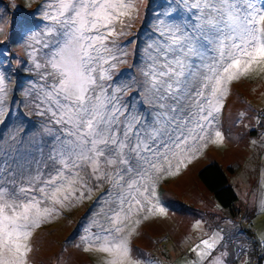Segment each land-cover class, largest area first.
Wrapping results in <instances>:
<instances>
[{
  "label": "snow or ice",
  "instance_id": "1",
  "mask_svg": "<svg viewBox=\"0 0 264 264\" xmlns=\"http://www.w3.org/2000/svg\"><path fill=\"white\" fill-rule=\"evenodd\" d=\"M36 11L43 25L37 30L32 12L11 24L26 34L32 63L42 70L37 75L44 82L26 96L51 123L55 142L50 163L35 173L17 172L6 153L0 156V264H29L32 230L90 195L89 180L108 188L85 228L84 250L102 253L101 264H139L130 245L135 229L126 231V222L141 211L165 214L152 203L156 179L174 174L173 167L178 172L206 146L228 84L264 65V0H174L158 13L159 38L145 48L141 70L152 105L148 115L123 101L130 85L117 82L118 65L127 62L117 40L127 35L139 0H44ZM8 55L0 49V63ZM7 97L0 72V123ZM215 137L221 140V132ZM222 240L216 233L202 240L193 249L194 264H226L227 251L213 255L224 248ZM260 243L264 249V237Z\"/></svg>",
  "mask_w": 264,
  "mask_h": 264
},
{
  "label": "rangeland",
  "instance_id": "2",
  "mask_svg": "<svg viewBox=\"0 0 264 264\" xmlns=\"http://www.w3.org/2000/svg\"><path fill=\"white\" fill-rule=\"evenodd\" d=\"M150 1L139 0V13L130 21V27L126 28L127 35L117 40L118 45L127 52V62L118 65L119 73L122 66L129 67L132 63L137 40H141L140 54L146 60L145 48L159 38L155 30L157 14L165 11L171 0H155L150 12H147ZM13 2L20 7L13 8ZM42 3L44 0H33L28 5L21 0H0V17L4 22L0 41H4V45L9 46L12 52L13 61L9 64L14 63L13 68L20 71L24 70L27 63L34 73L42 70L36 69L32 63L29 56L31 48L26 46V34L23 37L19 35L11 22L38 5L34 9L37 10ZM37 14L35 16L38 18L39 12ZM147 15H150L147 26L151 31L143 32ZM35 24L33 30L43 26L40 20ZM119 27L117 25L118 30ZM16 36L19 39L18 46L9 45L10 38ZM37 59L44 63V57L39 52ZM7 68L0 64V72L4 75V69ZM123 76H119L118 83L126 84ZM6 83L11 84L7 76ZM34 85L36 83L32 80L27 83L22 89L24 96ZM227 87L228 91L222 97L221 111L216 115L210 130L211 135L203 142L206 146L201 147L190 161H185L176 175H165L161 181L164 191L162 197L169 204L159 199L155 188L156 198L152 203L162 206L165 214L141 211L126 222V231L135 229L130 237V245L133 258L139 264H194L199 257L193 249L202 240L210 239L214 233L223 237L221 244L224 248L218 246L213 255L227 251L226 264H244L245 260L248 264H264V259L260 258L264 252L260 243L264 237V206L261 203L264 201V65H254L248 73L241 74ZM25 101L28 108L45 122L44 127L47 130L51 128L47 118L33 110L27 96ZM151 110L148 109V114ZM216 131L221 132L222 139L213 142L216 140ZM213 162L226 171L239 195L237 206L232 212L216 202L198 177L199 170ZM159 200L161 202L157 203ZM91 202L89 198L73 201L70 206L62 208L59 215L37 225L30 238L32 251L28 257L29 264H101L103 254L85 251L86 244L82 240L94 213L82 219L77 233H72L78 218ZM92 230H96L94 226ZM205 264H208L207 260Z\"/></svg>",
  "mask_w": 264,
  "mask_h": 264
},
{
  "label": "trees",
  "instance_id": "3",
  "mask_svg": "<svg viewBox=\"0 0 264 264\" xmlns=\"http://www.w3.org/2000/svg\"><path fill=\"white\" fill-rule=\"evenodd\" d=\"M21 1L28 5L31 4L33 0ZM154 2L155 0H151L149 2L150 6H148L149 9H147V12H150V8L153 6ZM173 2L174 0H171L169 3L171 4ZM34 9L31 10V12L38 15V11ZM150 15H147L143 24V32L150 30L148 29L149 26H147V20ZM38 20L39 19L36 18L35 22ZM18 40V36L10 38L8 44L17 47L19 44L17 42ZM0 49L9 54L7 59L0 64H2L4 68L8 67L4 70L5 75L11 83L10 85H7L8 97L4 105L5 117L3 123H0V145H2L4 149V152H0V156L5 155L6 153L9 163L12 164V167L17 172L20 170L28 171V169H31L32 172L35 173L37 167L43 169L45 165L50 163L48 157L55 141L53 140L52 133L44 127L45 122H42L41 117L34 114L25 104L26 96L22 93V89H25L27 83L31 80L34 81L36 85H38V83L41 84L44 81L40 79L37 73H34V70L29 68L28 63L24 65V70L20 71L18 68H13L14 63L9 64L13 61L11 55L12 52H10L9 46L7 47L3 44L0 45ZM140 50L141 40H137L135 42L132 63L129 67H121L120 73L125 75L123 76L125 78V83L130 85L123 95V101L130 105L132 109L148 114V109H152V105L149 102L150 98L148 94L141 86L144 79L141 75V67L145 66L146 60L142 58ZM25 53H27V51H25ZM9 111L10 115L7 114ZM172 172L174 174L164 173L159 175L155 183L159 199L163 200V202L167 204L170 202L162 197V193H164V191L161 186V181L165 179V175L169 177L176 175L177 173L176 170H172ZM84 174L85 173L83 172L82 175ZM198 177L223 209L231 212L234 211L239 201V195L222 166L216 162L209 163L199 170ZM89 186L92 187V191L90 195L86 193L85 198L91 199L92 202L88 205L86 211L80 215V219L78 218L75 230L72 232L74 235L81 227L82 219L89 215L92 216L93 213H96L100 209L101 205L96 203L98 199L96 196L102 195L108 188L106 183L95 180H89ZM160 200L157 203H160ZM70 237H72V234Z\"/></svg>",
  "mask_w": 264,
  "mask_h": 264
}]
</instances>
